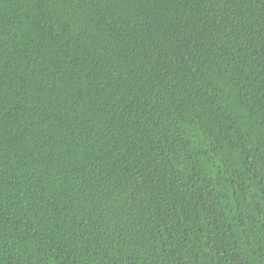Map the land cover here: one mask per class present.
Listing matches in <instances>:
<instances>
[{
	"label": "trees",
	"instance_id": "1",
	"mask_svg": "<svg viewBox=\"0 0 264 264\" xmlns=\"http://www.w3.org/2000/svg\"><path fill=\"white\" fill-rule=\"evenodd\" d=\"M0 264H264V0H0Z\"/></svg>",
	"mask_w": 264,
	"mask_h": 264
}]
</instances>
